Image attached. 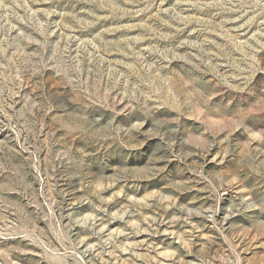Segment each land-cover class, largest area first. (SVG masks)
<instances>
[{
  "label": "rangeland",
  "instance_id": "1",
  "mask_svg": "<svg viewBox=\"0 0 264 264\" xmlns=\"http://www.w3.org/2000/svg\"><path fill=\"white\" fill-rule=\"evenodd\" d=\"M0 264H264V0H0Z\"/></svg>",
  "mask_w": 264,
  "mask_h": 264
}]
</instances>
